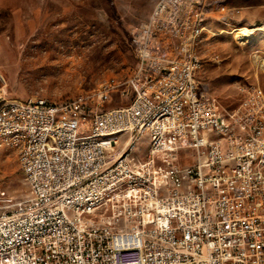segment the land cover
Masks as SVG:
<instances>
[{"label": "built area", "instance_id": "1", "mask_svg": "<svg viewBox=\"0 0 264 264\" xmlns=\"http://www.w3.org/2000/svg\"><path fill=\"white\" fill-rule=\"evenodd\" d=\"M221 1L158 0L124 81L62 102L0 87V149L28 188L0 182V264H264V99L240 88L222 109L193 60L195 33L204 47L212 24L241 22ZM114 94L127 104L106 109Z\"/></svg>", "mask_w": 264, "mask_h": 264}, {"label": "rangeland", "instance_id": "2", "mask_svg": "<svg viewBox=\"0 0 264 264\" xmlns=\"http://www.w3.org/2000/svg\"><path fill=\"white\" fill-rule=\"evenodd\" d=\"M158 0H0V87L6 97L62 102L90 93L136 67L131 33ZM220 9L242 10L241 22L211 25L214 38L196 53L204 63L198 79L227 111L239 107L240 91L253 87L264 99V0H231ZM228 22V21H227ZM114 94L106 109L126 105ZM147 141L137 156L143 157ZM0 182L18 200L28 188L16 155L0 149Z\"/></svg>", "mask_w": 264, "mask_h": 264}, {"label": "bare ground", "instance_id": "3", "mask_svg": "<svg viewBox=\"0 0 264 264\" xmlns=\"http://www.w3.org/2000/svg\"><path fill=\"white\" fill-rule=\"evenodd\" d=\"M223 3H225V1H221L220 5H222ZM235 10H231V11H235ZM240 13H241V11H240ZM224 22L227 25L229 24L227 21H224ZM204 31H206V30H201V32L195 33L192 37V44H195V45H193V60H200L197 53H196V44H198L199 38L204 33ZM106 84H108V82L102 84L100 88L104 87V85H106ZM40 99L42 101L50 102L47 99H43V98H40ZM164 119H172V112H156V113H154V125H162ZM224 120H231V112H224Z\"/></svg>", "mask_w": 264, "mask_h": 264}, {"label": "crops", "instance_id": "4", "mask_svg": "<svg viewBox=\"0 0 264 264\" xmlns=\"http://www.w3.org/2000/svg\"><path fill=\"white\" fill-rule=\"evenodd\" d=\"M228 23H229V21H228ZM229 24H230V23H229ZM229 24H228V25H229Z\"/></svg>", "mask_w": 264, "mask_h": 264}]
</instances>
